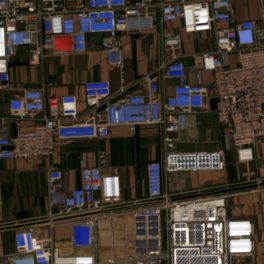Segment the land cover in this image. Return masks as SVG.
<instances>
[{"label": "built area", "instance_id": "built-area-1", "mask_svg": "<svg viewBox=\"0 0 264 264\" xmlns=\"http://www.w3.org/2000/svg\"><path fill=\"white\" fill-rule=\"evenodd\" d=\"M232 0H0V89H8L7 62L16 47H27L37 62L45 48L54 53L85 50V36L100 34L99 46L108 65L121 61L117 31H140L158 23L178 21L185 33H210L213 49L193 54L192 71L210 73L209 83L188 81L175 52L180 35L162 30V53L169 58L157 76L144 75L140 92L115 97L108 79L82 82L85 110H77L72 93L45 98L37 88H22L6 100L9 117L27 118L28 129L0 135V158H46L57 142L103 138L110 127L161 128L159 158L143 164L145 197L129 211L121 206L118 175L103 173V157L79 168V184L60 186L58 169L46 170L47 221L67 222L73 253H61L49 237L31 227L12 234L13 250L0 264H253V223L233 215L225 202L230 187L175 197L164 189L167 173L224 170L226 151L242 166L236 186L262 182L250 169L253 146L264 137V0L259 19L234 20ZM235 56L233 64L226 54ZM172 79L169 92L165 80ZM124 89L119 87V92ZM211 110L224 130L226 148L182 150L175 135L186 129L187 117ZM6 119L0 115V123ZM248 189V188H246ZM188 210V211H187ZM127 215L125 253L99 260L97 223Z\"/></svg>", "mask_w": 264, "mask_h": 264}, {"label": "crops", "instance_id": "crops-1", "mask_svg": "<svg viewBox=\"0 0 264 264\" xmlns=\"http://www.w3.org/2000/svg\"><path fill=\"white\" fill-rule=\"evenodd\" d=\"M231 6L234 20L251 18L258 22L257 0H232ZM161 29L179 33L180 42L175 52L185 66L186 79L209 83L210 73L201 71L195 75L192 65L195 59L193 54L213 49L212 35L185 33L177 20L160 25L155 23L153 27L140 31L119 28V65H108L105 62L99 46L101 35L98 33L85 36L84 51L54 53L51 48H45L37 62L27 59V47H16L7 62L10 86L8 89H0V115L6 117L0 123V135H12L28 129L32 124L27 118L9 117L7 113L6 100L18 95L22 88H37L45 98L72 93L76 96L79 112L86 108L81 89L85 80L108 79L115 97L142 91V77L157 76L160 63L169 58V55L161 50ZM225 59L229 64H233L235 56L229 53ZM172 83V79L165 80L166 92H169ZM120 86L124 89L122 92H119ZM198 115L212 116L215 126L222 130L213 112L208 110L189 115L186 129L183 131L195 128V122L199 123L196 118ZM153 132L156 134L152 135ZM161 136V128L157 125L137 126L133 132L126 126H113L103 138L57 142L52 154L46 158H0V256L13 250V232L28 227L38 232L40 237H49L61 253L77 251L69 245V224L51 223L45 217L48 210L45 195L48 168L60 171V186L62 190L68 191L79 184V168L97 164L101 156L104 158L101 171L118 175L123 210L129 211L139 205L145 197L143 164L148 159L160 157L161 147L159 149L158 144H153V140L157 141ZM253 154L254 161L251 162L250 169L264 182V137L254 144ZM216 172L218 171L170 172L164 178V189L170 193L185 191L175 196L182 197L232 184V174L229 177L224 175L220 180ZM237 200L242 204V208L232 214L247 216L253 223V264H264V184H258L252 191L241 193Z\"/></svg>", "mask_w": 264, "mask_h": 264}, {"label": "rangeland", "instance_id": "rangeland-1", "mask_svg": "<svg viewBox=\"0 0 264 264\" xmlns=\"http://www.w3.org/2000/svg\"><path fill=\"white\" fill-rule=\"evenodd\" d=\"M196 118L199 123L195 122V128L193 127L190 130L177 133L173 146L182 150L213 149L222 148L224 143V148H226L223 128L220 130L215 126L212 116L198 115ZM155 134V132L152 133V135ZM154 141L156 143H154ZM153 144H158V148L160 149L162 146L161 138L157 141L153 140ZM224 164V171L216 172L217 177L222 180L224 175H228L229 177L232 174V184L228 187L236 186L237 184L234 183L235 179L238 177L239 171L242 170L243 167L235 165L233 155L229 150L226 151ZM254 187L232 191L231 196L228 197L225 202L228 213L232 214L233 211L242 208V204L239 203L237 197L245 191H252ZM128 222L129 219L127 215L121 220L115 219L109 222H105L104 220L98 221L97 245L99 260H104L109 257H121L124 255L126 249L123 236L126 235L128 230Z\"/></svg>", "mask_w": 264, "mask_h": 264}, {"label": "water", "instance_id": "water-1", "mask_svg": "<svg viewBox=\"0 0 264 264\" xmlns=\"http://www.w3.org/2000/svg\"><path fill=\"white\" fill-rule=\"evenodd\" d=\"M260 184H264V182H261ZM255 184H247V185H243V186H233V187H230L231 190H239V189H242V188H250V187H254Z\"/></svg>", "mask_w": 264, "mask_h": 264}, {"label": "flooded vegetation", "instance_id": "flooded-vegetation-1", "mask_svg": "<svg viewBox=\"0 0 264 264\" xmlns=\"http://www.w3.org/2000/svg\"><path fill=\"white\" fill-rule=\"evenodd\" d=\"M228 186L229 185H226V186H222V187H219L220 189L222 188V189H226V188H228Z\"/></svg>", "mask_w": 264, "mask_h": 264}, {"label": "bare ground", "instance_id": "bare-ground-1", "mask_svg": "<svg viewBox=\"0 0 264 264\" xmlns=\"http://www.w3.org/2000/svg\"><path fill=\"white\" fill-rule=\"evenodd\" d=\"M188 211V210H187Z\"/></svg>", "mask_w": 264, "mask_h": 264}]
</instances>
